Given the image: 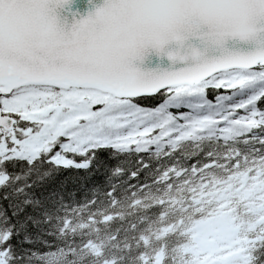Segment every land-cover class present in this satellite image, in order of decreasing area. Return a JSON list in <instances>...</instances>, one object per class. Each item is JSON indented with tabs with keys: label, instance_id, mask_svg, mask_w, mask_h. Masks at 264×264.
Masks as SVG:
<instances>
[{
	"label": "snow or ice",
	"instance_id": "6c2138e0",
	"mask_svg": "<svg viewBox=\"0 0 264 264\" xmlns=\"http://www.w3.org/2000/svg\"><path fill=\"white\" fill-rule=\"evenodd\" d=\"M0 264H264V0H0Z\"/></svg>",
	"mask_w": 264,
	"mask_h": 264
},
{
	"label": "trees",
	"instance_id": "16d2710c",
	"mask_svg": "<svg viewBox=\"0 0 264 264\" xmlns=\"http://www.w3.org/2000/svg\"><path fill=\"white\" fill-rule=\"evenodd\" d=\"M83 175V174H81ZM67 180V192H72L76 194V199L82 198L85 193L87 192V188L84 186L82 182H77L75 180V173L69 171L63 173L59 178H58V183L60 181ZM91 183V182H89ZM67 194V193H66Z\"/></svg>",
	"mask_w": 264,
	"mask_h": 264
}]
</instances>
